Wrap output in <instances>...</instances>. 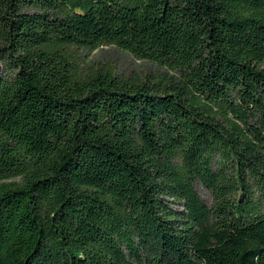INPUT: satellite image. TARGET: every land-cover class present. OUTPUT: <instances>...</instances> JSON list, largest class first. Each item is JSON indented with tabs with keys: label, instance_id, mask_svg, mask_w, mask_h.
Instances as JSON below:
<instances>
[{
	"label": "trees",
	"instance_id": "16d2710c",
	"mask_svg": "<svg viewBox=\"0 0 264 264\" xmlns=\"http://www.w3.org/2000/svg\"><path fill=\"white\" fill-rule=\"evenodd\" d=\"M0 67V264H264V0H0Z\"/></svg>",
	"mask_w": 264,
	"mask_h": 264
},
{
	"label": "rangeland",
	"instance_id": "374dc122",
	"mask_svg": "<svg viewBox=\"0 0 264 264\" xmlns=\"http://www.w3.org/2000/svg\"><path fill=\"white\" fill-rule=\"evenodd\" d=\"M84 59V67H94L101 70H110L117 76L144 78L149 74L163 73L165 70L151 62L137 60L127 52L113 46H104L95 50H81ZM1 69V67H0ZM195 190L201 200L210 205L211 197L208 191L200 184H196Z\"/></svg>",
	"mask_w": 264,
	"mask_h": 264
}]
</instances>
